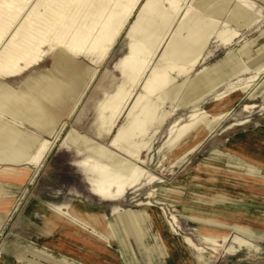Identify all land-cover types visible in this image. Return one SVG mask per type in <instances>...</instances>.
I'll return each mask as SVG.
<instances>
[{"label":"rangeland","instance_id":"374dc122","mask_svg":"<svg viewBox=\"0 0 264 264\" xmlns=\"http://www.w3.org/2000/svg\"><path fill=\"white\" fill-rule=\"evenodd\" d=\"M254 1L262 7L261 17L247 22L236 15L233 0H186L184 5L191 7L187 17L179 14L169 31L158 16L161 1L154 3L151 13L141 15L144 19L138 24L137 42L150 41L146 44L150 46L152 41L156 43L157 37L160 39L163 33L167 34L148 67L166 69L165 64L170 67L172 62L187 65L192 54H196L198 60L191 72L177 77L167 91V100L159 102L157 97L147 98L153 101L152 113L158 120L145 134L138 131L134 138L124 139L125 149L136 154L145 173L115 200L102 199L92 193L85 180L86 170L80 163L87 154L92 159L98 158L89 147L96 143L108 144L109 136L101 138L98 132L99 115L108 96L116 95L120 87L135 95L125 110L117 106L118 112L123 113L116 119L117 126L113 130L116 133L121 126L128 127L127 113L136 96L143 93L142 84L147 75L139 85L132 87L116 67L133 39L129 26L105 56L73 55L55 46L42 57L38 66L20 77L0 76V140L4 142L0 153L12 154L16 150L32 153L37 144L33 134L52 141L60 132L39 166L0 165V174L6 178L13 176L11 172L15 170L29 172L22 182H2L11 197L2 200L8 198L11 203L8 215L0 223V264H4L2 258L12 264H81L48 246L49 239L61 231L58 224L48 220L52 216L50 209L58 206L61 214L83 226L75 218L77 211L98 213L113 222L117 221L116 214L111 213L113 205L135 215L151 214L152 210L160 212L164 230L174 240L176 248L166 244L167 249L162 250L152 237L155 231L148 229L149 222L139 224L144 233V249L153 248V252L149 257L144 249L135 248L134 254L128 248L132 258L138 257L137 262L133 259V264H264V187L257 197L229 196L215 203L206 200L208 195L216 197L213 194L216 186L219 190L222 187L226 190L227 185L241 186L244 178L264 181V166L240 157L231 149L247 134L264 132V0ZM140 10L141 6L129 24L136 21ZM190 27L196 32L193 30L192 34ZM169 41L177 45L183 42L193 52L182 61H161ZM74 72L86 79L79 91H68L58 104L45 102V113L49 114V110L57 113L55 120L30 105L35 95L27 87L29 79L50 74L64 77L69 84ZM171 72L173 76L177 74ZM39 108L42 110L41 106ZM141 109L137 108L133 116H138ZM221 114L225 115L221 117ZM28 115H33V122ZM51 128L54 133L49 135L47 131ZM117 153L125 156L123 151ZM86 174L88 178L87 171ZM149 175L156 178L150 180ZM218 197L223 196L218 194ZM173 217L177 224L174 231L169 230ZM233 219H240V225L250 226L255 235L227 228ZM117 224L119 230L122 229L118 221ZM85 230L91 231L89 227ZM224 233L229 234L226 240L222 239L227 237ZM184 237L193 245L187 244ZM237 239L246 242L240 244ZM96 241L101 249L117 258L115 264H126L116 243L111 245L99 238Z\"/></svg>","mask_w":264,"mask_h":264},{"label":"bare ground","instance_id":"6f19581e","mask_svg":"<svg viewBox=\"0 0 264 264\" xmlns=\"http://www.w3.org/2000/svg\"><path fill=\"white\" fill-rule=\"evenodd\" d=\"M160 1L162 7L158 16L163 25L167 26V30L179 14L185 16L191 8L184 5L186 0H0V76L4 78L20 77L24 72L38 66L42 57L55 46L63 47L73 55L105 56L114 47L121 33L129 26V35L133 39L127 45V54L118 61L116 67L132 87L139 85L147 75L146 81L142 84L143 93L136 96L127 113L128 127L121 126L116 133L113 131L117 126L116 119L123 113V111L118 112L117 106L125 110L128 102L135 95L133 91L120 87L116 95L108 96V100L103 104V111L99 115L100 128L98 131L101 138L107 139L106 137L109 136L108 144L96 143V146L93 147L87 145L98 158L92 159L87 154L81 161V166L88 172L87 179L93 193L102 199L120 198L128 188L134 186L141 179L145 172L139 165L136 154L130 149H125L124 139L127 141L128 137L134 138L138 131L142 135L146 133L147 128L158 120L152 113V110L155 109L154 103L147 98L157 97L156 100L159 102L167 100V91L176 82L177 77L191 72L198 60L196 54H190L193 52L190 50L191 47H185L183 42L177 45L170 44L169 41L162 52L164 56L160 60L182 61L187 54H190L188 64L177 65V62H172L169 67L165 61L163 64L166 63V69H158L156 66L148 67L167 34L163 33L160 39L157 37L156 43L153 44L152 41L153 45L150 46L146 45L150 41H147L146 44L142 40L137 42L135 34L139 29L140 20L144 19L141 15L151 13L154 3ZM233 2L237 7L235 13L242 21L259 20L261 17L262 7L258 6L254 0H233ZM140 6V14L136 21L129 24ZM190 22L192 21L190 20ZM193 30L192 34L195 31ZM140 31L142 32V30ZM237 34L235 32L234 36ZM179 41L181 43L180 39ZM169 68L177 74L173 76V73L168 70ZM85 80L81 73H75L69 84L64 77L60 78L50 74H41L31 78L28 80L27 87L33 91L34 99L37 101L32 99L30 105L38 107L37 109L42 113L55 120L54 115L57 113L50 110L49 114L45 113L43 109L46 107L45 102L61 103V99L67 95L68 91L70 93L78 92ZM140 107L142 108L141 112L134 117V112ZM104 112L107 115H104ZM26 113L28 114V112ZM28 116L30 122H33L31 121L34 118L33 115ZM176 123L177 121L171 127L170 134L177 125ZM53 133V128L47 131L49 135ZM59 133H56L52 141L32 133L37 138L33 152L16 150L12 154L0 153V165L5 163L39 166L51 150ZM3 146L4 142L0 140V149L4 148ZM115 151L119 153L123 151L125 156L123 157ZM11 173H13V177L17 176L22 179L24 176H28L29 172L27 169H22ZM151 176L150 180L156 178ZM172 219L173 221L169 222V227L171 226L170 228L175 230L174 227L177 224L174 217ZM240 228L243 229V225H240ZM184 239L193 245L189 238ZM245 242L242 239H237V243L244 244Z\"/></svg>","mask_w":264,"mask_h":264},{"label":"crops","instance_id":"0c3cea01","mask_svg":"<svg viewBox=\"0 0 264 264\" xmlns=\"http://www.w3.org/2000/svg\"><path fill=\"white\" fill-rule=\"evenodd\" d=\"M95 70H96L95 71L96 74L97 69ZM258 133L259 134L257 135L247 134L246 137H244L242 140L237 141L238 143L234 147H231V149L233 153H236L240 157L249 159L255 164L264 166V132L260 131ZM1 175L2 174H0V193H1L0 199L1 201H3L2 198L5 197L11 198V197L7 195L10 191L9 190L5 191V186L4 184H2V182L4 181L22 182L25 180V178L21 179L15 176L6 178L4 175L2 176ZM85 180L88 183L86 171H85ZM240 182H242L241 186L231 187L227 185L226 190H224L223 187L219 190V187L216 186V189H214L215 191L213 193L214 195H216V197L208 195L209 198L206 200L208 202L215 203V202H219L220 199L222 201H225L226 199H228L229 196L257 197L260 195V192L263 191V187H264L263 180H257V179L247 180L246 178H244ZM89 187L90 190L92 191L90 184ZM218 194L223 197H218ZM1 201H0V212H3V214L0 215V223L8 215L7 213L8 205L11 203V200H8V198L7 200H4L7 203ZM50 211L52 216H50L48 220L54 221L56 224H58L61 227V231L57 236L55 235L54 237L49 239L48 246L51 249L70 257L73 260L76 259L80 261L81 264H115V262H118L115 256L108 254L104 249L100 248L98 243H96L97 242L96 238H99L101 241L111 245L112 244L115 245L116 243V245L119 247L121 251V256L126 262V264H133L134 260L137 262L138 260V257H136L137 255L132 258L128 248L134 254H135L134 252L135 248L144 249L145 247L143 244L144 233L142 232V230H140L139 224L142 225L143 222L146 221H148L150 224L148 228L149 231L152 228L153 231H155V233H152V237L160 245L162 250L167 249L166 244H168L170 248L171 247L176 248L174 240H171L172 239L171 236L168 233H166V231L164 230L160 212L158 213L155 210H152L151 214L150 213L144 214L143 212H141L135 215V213L123 209L119 205H113L111 207V213L114 215L116 214L117 217L116 219L120 224V227H122V229L120 228V230L117 221L112 222L105 220L104 217H101L98 213H92V212L81 213L80 211H77L78 214L77 215L75 214L76 216L75 215L74 216L79 221H81V225H83V226H79V224H75L74 222L75 220L73 218L70 217L66 218L63 214H61L58 206L53 207V209H50ZM159 217H161V219ZM241 222L242 221L240 219H233L231 220L230 222L231 224H229V227L227 228L230 227L231 228L235 227V229L239 228L238 230H240L241 232H246L247 234H250V236H254L255 231H250L251 227L248 226L247 224L243 223V229L240 228L239 223ZM85 227H89L91 231L85 230ZM169 230H173V229L169 228ZM120 231L126 232L129 236L127 234L126 236L121 235ZM224 235H227V237L224 238L223 236L222 239L226 240L229 234L224 233ZM218 236L219 235H216V237ZM184 238H188V237H184ZM205 240L210 241L208 237H205ZM185 241L186 243L188 242L187 239ZM249 244L250 243L248 242V245ZM144 250L148 251L149 257H152L151 253L153 252V248L146 247ZM162 255L165 256L166 255L165 252L164 254L162 252ZM167 255L169 256V254ZM2 259L4 264H12V262L10 263V260L8 259L5 258ZM167 264H177V263L167 262ZM184 264H189V262H184Z\"/></svg>","mask_w":264,"mask_h":264}]
</instances>
